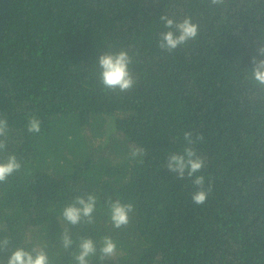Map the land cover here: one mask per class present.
Here are the masks:
<instances>
[{"label": "trees", "instance_id": "16d2710c", "mask_svg": "<svg viewBox=\"0 0 264 264\" xmlns=\"http://www.w3.org/2000/svg\"><path fill=\"white\" fill-rule=\"evenodd\" d=\"M163 15L191 17L198 36L161 50ZM261 47L264 0H0V115L11 127L0 156L23 162L0 184V240H11L0 260L36 245L73 264L76 243L60 242L68 229L77 243L117 242L114 258L91 264H264V88L251 73ZM110 49L134 57L129 92L99 82ZM33 114L37 135L25 127ZM184 131L203 136V205L165 167ZM94 193V224L63 221L66 204ZM109 197L135 203L127 228L112 227Z\"/></svg>", "mask_w": 264, "mask_h": 264}, {"label": "clouds", "instance_id": "9594fccd", "mask_svg": "<svg viewBox=\"0 0 264 264\" xmlns=\"http://www.w3.org/2000/svg\"><path fill=\"white\" fill-rule=\"evenodd\" d=\"M212 4L222 3V0H211ZM163 27L167 31L159 34L157 46L168 53L174 52L181 45L194 40L199 33V26L192 21L191 17L176 20L167 15L160 17ZM258 53L264 56V47L258 49ZM134 57L126 49L102 53L98 59L99 82L105 91L126 93L136 85V78L131 70ZM252 78L257 86L264 88V59L252 58ZM30 135H37L42 129V120L38 115H30L25 125ZM11 127L6 116L0 115V154L8 149ZM182 146L172 151L167 156L165 167L175 174L177 179H189L195 191L192 192V202L195 205H203L208 199L211 186H205V176L198 175L205 167L206 160L198 153L197 144L203 140L202 135L192 131H184ZM145 155L144 150L133 148L130 151L132 159H139ZM23 167V162L18 159L14 152H9L6 157L0 156V184L6 183L13 174L18 173ZM98 196L89 194L87 198L76 196L66 204L61 217L68 225L94 224L97 211ZM110 223L114 229L127 228L132 222L136 205L132 201L124 202L121 199L109 197L105 201ZM61 246L70 250L76 243V251L72 253L73 264H91L93 257L103 262L114 258L118 252L117 242L110 236L105 235L98 242L90 236H81L78 243L73 240L70 230L65 229L60 237ZM11 243L9 238L0 240V252L8 251ZM0 264H52L51 257L46 246L25 247L23 245L12 248L6 260H0Z\"/></svg>", "mask_w": 264, "mask_h": 264}, {"label": "rangeland", "instance_id": "374dc122", "mask_svg": "<svg viewBox=\"0 0 264 264\" xmlns=\"http://www.w3.org/2000/svg\"><path fill=\"white\" fill-rule=\"evenodd\" d=\"M106 136V135H105Z\"/></svg>", "mask_w": 264, "mask_h": 264}]
</instances>
